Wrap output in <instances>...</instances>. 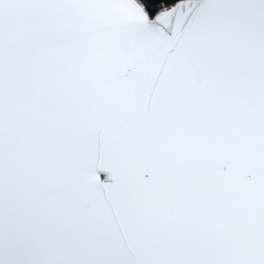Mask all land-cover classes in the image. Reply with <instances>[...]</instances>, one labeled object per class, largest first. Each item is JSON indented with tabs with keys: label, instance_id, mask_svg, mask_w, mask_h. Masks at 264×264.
<instances>
[{
	"label": "snow or ice",
	"instance_id": "obj_1",
	"mask_svg": "<svg viewBox=\"0 0 264 264\" xmlns=\"http://www.w3.org/2000/svg\"><path fill=\"white\" fill-rule=\"evenodd\" d=\"M0 264H264V0H0Z\"/></svg>",
	"mask_w": 264,
	"mask_h": 264
}]
</instances>
